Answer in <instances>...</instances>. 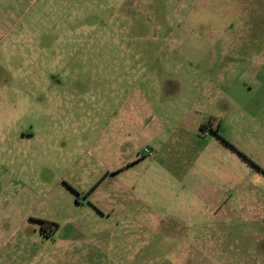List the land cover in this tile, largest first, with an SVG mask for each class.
Listing matches in <instances>:
<instances>
[{
	"label": "rangeland",
	"instance_id": "obj_1",
	"mask_svg": "<svg viewBox=\"0 0 264 264\" xmlns=\"http://www.w3.org/2000/svg\"><path fill=\"white\" fill-rule=\"evenodd\" d=\"M263 262L264 0H0V264Z\"/></svg>",
	"mask_w": 264,
	"mask_h": 264
},
{
	"label": "trees",
	"instance_id": "obj_2",
	"mask_svg": "<svg viewBox=\"0 0 264 264\" xmlns=\"http://www.w3.org/2000/svg\"><path fill=\"white\" fill-rule=\"evenodd\" d=\"M232 148H234V147H232ZM242 155V154H241ZM244 158H246L244 155H242ZM247 159V158H246Z\"/></svg>",
	"mask_w": 264,
	"mask_h": 264
},
{
	"label": "built area",
	"instance_id": "obj_3",
	"mask_svg": "<svg viewBox=\"0 0 264 264\" xmlns=\"http://www.w3.org/2000/svg\"><path fill=\"white\" fill-rule=\"evenodd\" d=\"M148 154H150V152H148Z\"/></svg>",
	"mask_w": 264,
	"mask_h": 264
},
{
	"label": "crops",
	"instance_id": "obj_4",
	"mask_svg": "<svg viewBox=\"0 0 264 264\" xmlns=\"http://www.w3.org/2000/svg\"><path fill=\"white\" fill-rule=\"evenodd\" d=\"M258 263H259V262H258ZM262 264H264V262H263Z\"/></svg>",
	"mask_w": 264,
	"mask_h": 264
}]
</instances>
